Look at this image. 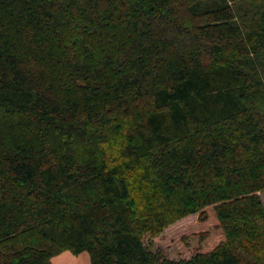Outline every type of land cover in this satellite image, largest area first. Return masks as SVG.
I'll list each match as a JSON object with an SVG mask.
<instances>
[{"label": "trees", "instance_id": "trees-1", "mask_svg": "<svg viewBox=\"0 0 264 264\" xmlns=\"http://www.w3.org/2000/svg\"><path fill=\"white\" fill-rule=\"evenodd\" d=\"M261 194L264 0H0V264H264Z\"/></svg>", "mask_w": 264, "mask_h": 264}, {"label": "rangeland", "instance_id": "rangeland-1", "mask_svg": "<svg viewBox=\"0 0 264 264\" xmlns=\"http://www.w3.org/2000/svg\"><path fill=\"white\" fill-rule=\"evenodd\" d=\"M260 2L261 1H253L250 8L251 10L245 8L242 9L243 12L247 13V15L244 17L245 20L240 21V19H238V22L244 31L247 32L253 27L252 24L257 18V16L254 15L253 11H257V5H259ZM241 14L243 13L241 12ZM261 201L264 205V194H261ZM204 210L207 212L208 215L207 220L205 222H202L200 220L199 213L182 218L176 223L166 228L161 233V235L153 241V246L161 249V251L169 254L174 258L190 257L192 251L182 246L180 238L184 234L201 231L203 230V228H206L207 226L213 223L214 219L212 217L210 207L205 208ZM218 239L219 237L217 236L214 241H218ZM75 259L77 262L75 261ZM72 262L74 264H90L89 256L87 253H82L78 256H74L69 251L63 252L50 260V264H71Z\"/></svg>", "mask_w": 264, "mask_h": 264}, {"label": "crops", "instance_id": "crops-1", "mask_svg": "<svg viewBox=\"0 0 264 264\" xmlns=\"http://www.w3.org/2000/svg\"><path fill=\"white\" fill-rule=\"evenodd\" d=\"M74 256H75V255H74ZM75 261H76V259H75ZM76 262H77V261H76ZM76 262H75V263H76ZM71 264H74V263L72 262Z\"/></svg>", "mask_w": 264, "mask_h": 264}]
</instances>
